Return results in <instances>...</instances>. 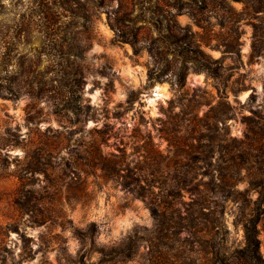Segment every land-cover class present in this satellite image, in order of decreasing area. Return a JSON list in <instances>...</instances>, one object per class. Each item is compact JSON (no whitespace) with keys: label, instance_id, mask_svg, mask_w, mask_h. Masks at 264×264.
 I'll return each instance as SVG.
<instances>
[{"label":"rangeland","instance_id":"1","mask_svg":"<svg viewBox=\"0 0 264 264\" xmlns=\"http://www.w3.org/2000/svg\"><path fill=\"white\" fill-rule=\"evenodd\" d=\"M175 1L0 0V264L237 262L251 219L264 264V0H180L222 65L183 87L150 79L154 7ZM131 30L138 54L117 36ZM94 141L150 178L160 162L166 202L153 212L101 169L76 177L66 164ZM39 148L56 150L46 165Z\"/></svg>","mask_w":264,"mask_h":264},{"label":"trees","instance_id":"2","mask_svg":"<svg viewBox=\"0 0 264 264\" xmlns=\"http://www.w3.org/2000/svg\"><path fill=\"white\" fill-rule=\"evenodd\" d=\"M166 6L169 9V15L166 16L160 13L164 9L163 6L156 5L154 7L155 11L153 12L154 16L152 17V22L159 31L158 33L160 36L163 35L162 32L164 30L166 34L162 36L164 43L162 44V48L154 43L149 47L151 56L156 64L155 68L150 72V79L161 78L167 71H171V75L169 76L171 81L183 87L191 68L205 69L212 75L220 77L222 65L219 59H215L212 55L208 54L202 46L197 43L195 33H193L189 27L182 26L178 21V15L183 13L181 1L176 0ZM196 14V10H193L192 15L198 21ZM131 31V35L128 38L125 34L117 33V36L121 40L130 41L134 46L135 54H138L139 48L137 43L139 42V33L137 31ZM226 51L228 52L230 50ZM238 52H240V49H238ZM170 55H172V59H169ZM76 75H79V72H77ZM68 107L74 110V112H77L76 107L72 103H69ZM50 151L39 148L35 151L34 155H39V158L42 159V164L46 165L45 161L52 156L53 152H56L55 149ZM66 167H70L75 171V176L78 178H80L79 174L82 172L89 174V172L93 170L101 169L104 177H116L121 179L123 188L144 199L153 212L158 210L161 203L166 202L163 198L159 201L160 197L154 190L157 176L161 170L160 162L153 168L151 172L153 177L150 178V176L143 174L142 168H130L124 160L118 159L117 155H112L111 157L105 156L101 150L100 143L94 141L91 145V149L85 150L77 160L68 162ZM77 197L78 196H74V199L78 200ZM244 228L246 246L240 251V255L236 258L237 262L229 261L226 263L223 262V264H262L261 240L255 220L251 219L246 222Z\"/></svg>","mask_w":264,"mask_h":264},{"label":"bare ground","instance_id":"3","mask_svg":"<svg viewBox=\"0 0 264 264\" xmlns=\"http://www.w3.org/2000/svg\"><path fill=\"white\" fill-rule=\"evenodd\" d=\"M155 92H156V96H158V97L162 96L163 97V95L167 93V88L164 84L160 85V86H156Z\"/></svg>","mask_w":264,"mask_h":264}]
</instances>
